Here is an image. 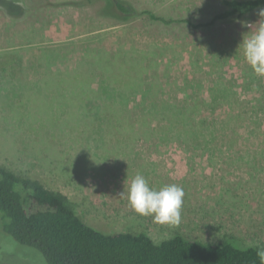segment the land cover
Here are the masks:
<instances>
[{
    "label": "rangeland",
    "instance_id": "1",
    "mask_svg": "<svg viewBox=\"0 0 264 264\" xmlns=\"http://www.w3.org/2000/svg\"><path fill=\"white\" fill-rule=\"evenodd\" d=\"M123 1L169 23L148 16L119 22L107 14L109 0H0V52L21 56L14 66L24 81L74 70L88 51L113 57L123 49L142 54L143 88L150 91L130 105L131 116L147 121H140L146 134L135 141L114 138L99 150L85 134L71 136L69 119L21 115L23 102L48 108L39 89L26 84L24 95L2 92L0 166L62 193L87 224L105 234L143 232L155 242L180 234L255 246L264 254V76L253 72L240 46L264 26V8L209 24L227 10L222 0ZM201 24L207 26L194 27ZM197 100L200 108L188 123H213L209 138L197 144L194 136L175 131L165 140L166 112L185 111ZM12 103L17 112L6 118L1 112ZM34 122L37 132L30 129ZM59 128L68 135L55 136ZM137 174L154 190L183 187L179 223L161 224L134 212L127 193ZM0 264H45L37 250L4 231L1 217Z\"/></svg>",
    "mask_w": 264,
    "mask_h": 264
},
{
    "label": "trees",
    "instance_id": "2",
    "mask_svg": "<svg viewBox=\"0 0 264 264\" xmlns=\"http://www.w3.org/2000/svg\"><path fill=\"white\" fill-rule=\"evenodd\" d=\"M221 2L227 10L214 16L209 24L224 22L230 17L241 18L264 8V0ZM106 10L111 18L123 23L141 16L169 23L123 0H109ZM205 26L194 25L195 28ZM133 52L120 49L112 57L108 52L88 51L76 69L50 71L37 81H24L18 74L14 64L22 62L20 55L0 52V97L2 92L21 96L26 84L39 89L48 108L46 104V108L38 109L23 102L18 105L21 115L25 112V117L28 111L37 118L41 115V121L45 122L49 116L55 121L69 119L66 125L71 127V136L85 134L98 144L97 150L104 149L103 146L114 138L117 141L138 140L146 134L141 131L140 121H147L131 116L130 105L139 93L150 95V91L143 88V60L138 57L142 54ZM126 54L129 59L125 58ZM97 79L98 89L95 88ZM200 105L197 100L185 111L173 107L171 113L166 112L169 120L163 127L165 140H170L168 136L175 131L182 136H194L197 144L207 140L206 130L213 123L209 125L205 119L195 126L188 123L192 111ZM164 109L169 111L167 107ZM3 110L1 113L6 112V118L17 112H14L13 103L5 105ZM145 112L146 116L150 114ZM35 123L30 129L37 132L39 124ZM58 134L66 137L68 130L59 128L54 135ZM71 136L67 140H72ZM0 217L4 231L18 243L37 250L45 264H264V254L258 247H242L229 241L203 242L177 234L155 242L143 232L105 234L87 224L62 193L5 166H0Z\"/></svg>",
    "mask_w": 264,
    "mask_h": 264
},
{
    "label": "clouds",
    "instance_id": "3",
    "mask_svg": "<svg viewBox=\"0 0 264 264\" xmlns=\"http://www.w3.org/2000/svg\"><path fill=\"white\" fill-rule=\"evenodd\" d=\"M241 45L244 58L253 72L264 76V26L243 40ZM120 195L123 196L124 192ZM184 196L183 187L177 184L166 185L160 190L150 188L142 174L133 177L127 193L129 205L135 213L151 216L161 224L180 222Z\"/></svg>",
    "mask_w": 264,
    "mask_h": 264
}]
</instances>
